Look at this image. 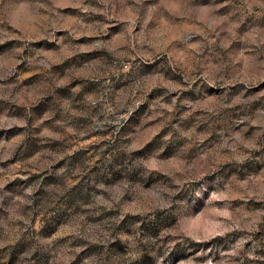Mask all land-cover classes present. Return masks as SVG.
<instances>
[{"label":"clouds","instance_id":"obj_1","mask_svg":"<svg viewBox=\"0 0 264 264\" xmlns=\"http://www.w3.org/2000/svg\"><path fill=\"white\" fill-rule=\"evenodd\" d=\"M0 264H264V0H0Z\"/></svg>","mask_w":264,"mask_h":264}]
</instances>
